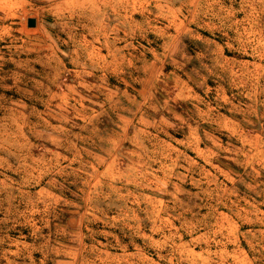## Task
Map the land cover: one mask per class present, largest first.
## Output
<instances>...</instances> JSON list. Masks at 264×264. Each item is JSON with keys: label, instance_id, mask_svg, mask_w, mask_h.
Returning a JSON list of instances; mask_svg holds the SVG:
<instances>
[{"label": "rangeland", "instance_id": "374dc122", "mask_svg": "<svg viewBox=\"0 0 264 264\" xmlns=\"http://www.w3.org/2000/svg\"><path fill=\"white\" fill-rule=\"evenodd\" d=\"M0 264H264V0H0Z\"/></svg>", "mask_w": 264, "mask_h": 264}, {"label": "water", "instance_id": "95a60500", "mask_svg": "<svg viewBox=\"0 0 264 264\" xmlns=\"http://www.w3.org/2000/svg\"><path fill=\"white\" fill-rule=\"evenodd\" d=\"M33 24V20L32 19H28L27 20V25H32Z\"/></svg>", "mask_w": 264, "mask_h": 264}]
</instances>
